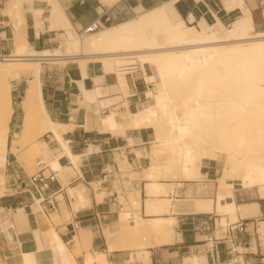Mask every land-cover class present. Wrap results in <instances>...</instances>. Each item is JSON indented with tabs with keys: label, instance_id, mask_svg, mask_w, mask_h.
I'll return each mask as SVG.
<instances>
[{
	"label": "bare ground",
	"instance_id": "1",
	"mask_svg": "<svg viewBox=\"0 0 264 264\" xmlns=\"http://www.w3.org/2000/svg\"><path fill=\"white\" fill-rule=\"evenodd\" d=\"M99 1L110 9L124 0ZM176 1L157 3L89 35L76 31L60 0L8 1L1 12L13 19L14 38L11 41L15 54L0 58L1 184L6 180L2 161L9 152L28 164L33 155H42L59 171V178L71 171L60 165V154L54 156V150L48 145L59 142L72 163L78 160L63 137L69 129L67 124L53 122L48 116L42 98L41 73L44 64L65 65L77 60L84 74L88 62L98 61L103 64L105 73L114 74L120 84L122 77L129 80L140 70L146 82L156 85L151 100L143 103L132 117L134 128L153 129V154H167L163 164L152 163L145 177L151 182L162 178L199 180L203 178L201 168L205 162H217L221 166L218 212L230 216L232 221L237 220L239 213L248 216V206L238 207L226 200L233 196L234 187L227 180L240 181L243 188L256 187L264 197V31L258 30L246 0H223L228 11L238 8L242 12L229 25L216 13L213 24L202 19L196 25L193 17L188 22L173 21L170 4ZM262 2L264 16V0ZM28 4L32 6L30 10L26 9ZM46 10L51 15L49 28L63 29L66 35L56 47L36 51L28 40L26 14L29 12L38 35L45 30ZM24 73L32 78L26 81L21 101L25 113L23 128L13 133L8 148L9 125L14 112L12 92L22 82ZM161 93L163 102L160 101ZM125 98L130 101V96ZM153 108L158 112H153ZM103 124L109 128L107 118H103ZM36 131L53 134L52 141L44 140L45 134L42 140L36 141ZM124 162L127 163L126 157ZM4 192L2 187L0 196ZM78 194L84 198L82 192ZM148 194L156 197L147 200L148 214L170 212L172 201L164 196L167 194L165 186L149 184ZM161 195L163 197L159 198ZM131 197L129 207H137L140 212L141 201ZM33 204L39 232L45 229L49 233V246L27 248L18 238L15 226L11 225L0 232V241L3 244L7 240L14 242L21 251L7 258L6 264H79L76 254L82 246L91 247V237L74 232L77 250L72 252L50 227V217L39 203ZM62 213L70 219L66 205L62 206ZM55 214L60 218L58 212L51 216ZM140 214L135 223L123 228V235L133 238L134 247L143 249L145 234H155L162 240L170 236L173 219L147 222ZM226 224L223 220L224 228ZM260 231L263 235L264 227ZM239 260L242 261V256ZM96 261L108 264L105 255L87 254L86 264Z\"/></svg>",
	"mask_w": 264,
	"mask_h": 264
},
{
	"label": "crops",
	"instance_id": "2",
	"mask_svg": "<svg viewBox=\"0 0 264 264\" xmlns=\"http://www.w3.org/2000/svg\"><path fill=\"white\" fill-rule=\"evenodd\" d=\"M8 1L0 0V54L12 56L15 54L13 49L15 47L11 41L14 38L12 37L14 24L10 17L1 12ZM148 1L151 3L144 5V0H124L115 7L127 10L128 14L132 15L157 3L171 0ZM60 2L72 26L79 33L85 25L109 9L99 0H60ZM246 2L251 7L258 30L264 31L262 0H246ZM223 3V0H178L170 4V15L173 21L188 22L193 17L194 24L199 25L202 19L213 24L216 13L224 24L229 25L242 12L238 8L228 11ZM50 16L49 11L46 10L45 30L38 36L29 12L26 14L28 40L36 51L56 47L66 35L63 29L49 28ZM82 70L79 62L72 60L65 65L44 64L41 73L42 98L48 116L53 122L67 124L69 129L63 137L71 154L78 157L74 164L66 156L67 152L64 155L66 149L63 147V150L59 142L48 143L54 150V156L60 154V165L71 169L67 175L64 173L65 181L61 176L59 181L69 182L75 174L74 168L82 176L81 180L59 193L63 199L55 212H58L62 219V206L66 205L70 219L61 220L62 222L57 225L52 222L57 234L74 253H76L74 232L79 235L83 232L91 237V247L87 252L83 251V256L77 257L78 263L86 264V256L91 253L93 256L105 255L108 264H227L232 258L228 244L215 243L213 250L207 247L210 246L209 243L207 246L205 244L209 238L222 237L226 229L223 220H226L228 225L244 219L247 223V232L237 233L238 250L242 252V261L239 260V264H264V234L262 235L260 231L261 227H264V197L261 196L259 189L243 188L240 181L227 180L234 187L233 196H228L226 200L235 203L238 207L248 206V216L239 213L237 220L232 221L230 216L218 212L220 188L218 179L221 170L217 162H205L201 168L203 178L199 180L162 178L158 179V182H151L145 177L150 167L141 169L142 166L149 164L147 158H141L142 151L147 152L152 163L157 159L160 164L164 163L167 154L159 153L158 156L153 154L155 144L153 129L134 128L132 117L143 103L151 100L154 92L148 99L150 88L145 80H142L143 76H137L140 70L129 80L122 77L121 84L117 82L114 74L105 73L103 64L98 61L88 62L85 76ZM51 72L55 73V78L50 80L48 75ZM31 78L30 74H23V81ZM125 96H130V101L127 102ZM22 98L23 96H17V90L13 91L14 112L9 125L8 148L11 146L13 133L20 132L23 128L22 117L25 113L21 106ZM153 112H158V109L153 108ZM103 118L108 119L109 128L104 126ZM160 155H166L162 162L159 159ZM125 157L127 163L124 162ZM2 162L5 168V173L3 170L2 173L6 180L0 183V190L4 187L5 191L0 196V232L14 225L18 238L26 243L27 248L48 247L50 236L45 229L39 232L37 218L34 215L35 204H31L28 194L20 191L22 189L20 179L26 180L27 176L31 175L30 172L11 152ZM52 169L56 170L53 167ZM106 169L111 170V176L107 182L100 184L99 181ZM56 171L59 173L58 170ZM152 183L165 186L167 194L164 196L172 201L169 213H147V200L156 199L155 195L148 194V185ZM81 185L87 188L85 200H82L78 193L75 192V196H71L69 192L79 190ZM52 189L57 191L59 185L54 183ZM129 194L141 201V209L137 214L141 213L145 221L173 219L168 238L162 240L156 238L155 234H145L143 240L145 246L141 249L133 246V238L123 235V228L128 224L126 222L128 209L125 210V204L119 199L123 197L126 204L131 205ZM162 197L163 195L159 198ZM52 213L47 215L51 216ZM210 214L213 215L215 223L210 221L212 230L204 231L202 225ZM117 225L120 226L117 235L108 239L107 236L115 231L112 229ZM251 225L258 227L256 233L251 231ZM20 251L21 247L16 243L7 240L3 244L0 241V264H6L7 258L19 255ZM135 251L139 261L136 260ZM146 254L149 256V262L146 260ZM94 264L99 262L96 261Z\"/></svg>",
	"mask_w": 264,
	"mask_h": 264
},
{
	"label": "built area",
	"instance_id": "3",
	"mask_svg": "<svg viewBox=\"0 0 264 264\" xmlns=\"http://www.w3.org/2000/svg\"><path fill=\"white\" fill-rule=\"evenodd\" d=\"M132 15L128 14L127 10L118 9L117 7L108 9L100 17L85 25L80 34H92L94 32L100 31L107 26L129 18ZM7 56L8 55L0 54V58H6ZM51 73L50 75H48V78L50 80L55 78V73ZM52 135L53 134L47 133L44 135L43 139L47 142H51ZM35 167V172L27 176L26 180L20 179V183L22 185V189L20 191L29 195L31 204L38 202L42 210L46 214L55 212L59 206V202L63 199V197H60L61 195L59 193L65 188L81 180L82 176L78 174V172H76V169L74 168L75 174L74 176H72L71 180L67 183H61L59 181V173L56 170L52 169L51 164L47 160L43 158L38 159ZM111 173V170H104L102 178L99 181L100 184H102L103 182H107L108 178L111 176ZM54 183H57L59 185V189L57 191H54L52 189V185ZM136 212V210L128 211L127 214L130 223H135L137 215ZM210 221L215 223V219L213 218L212 214L209 215L206 222L202 225V229L204 231L212 230ZM241 232H247V223L244 219L229 223L224 230V235L222 237L209 238L205 245L207 246L209 243L210 246L207 247L213 250L215 243L217 244L218 242H225L226 244H228V251L232 255V258L227 262V264H239V256H241L242 253L238 250L239 243L237 233Z\"/></svg>",
	"mask_w": 264,
	"mask_h": 264
},
{
	"label": "rangeland",
	"instance_id": "4",
	"mask_svg": "<svg viewBox=\"0 0 264 264\" xmlns=\"http://www.w3.org/2000/svg\"><path fill=\"white\" fill-rule=\"evenodd\" d=\"M149 1L148 0H144V5H146V3H148ZM149 3H151V2H149ZM262 4V3H261ZM263 5V4H262ZM31 4H28L27 5V8L26 9H28V10H30L31 9ZM127 19V18H126ZM12 21H13V19H12ZM131 72V71H130ZM148 72H149V70H148ZM137 76L139 77V76H143L142 75V72L141 71H139L138 73H137ZM142 80H144V79H142ZM144 82V81H143ZM146 82V81H145ZM12 83L13 84H18V81H12ZM146 84L147 85H149V88H150V90L148 91V99L151 97V95H152V93L154 92V88L156 87V85L154 84V83H148V82H146ZM158 88H159V86H157ZM25 88H26V81H23L22 80V82L17 86V88L16 89H14V90H17V96H23L24 95V91H25ZM12 94H13V92H12ZM160 101L161 102H163L164 101V98H163V96H162V93H161V95H160ZM37 132V136H36V134H35V136H36V141H40V140H42V136L46 133V132H42V133H40L41 131H36ZM39 135V136H38ZM150 146L151 145H149L148 147L150 148ZM148 148V149H149ZM142 156H141V158H147V161H148V165L147 166H142V168L141 169H144V168H148V167H150V165H151V163H152V161H151V158L147 155V152L145 151V150H143L142 151ZM122 156H124V154H122ZM165 157H166V155H160V157H159V159H160V161L162 162L164 159H165ZM40 158H43V156L42 155H40V154H35V155H33L32 157H31V163H26V162H24V161H21V160H19V162H21V164L25 167V169L28 171V172H30V174H32V173H34L35 172V170H36V167H35V164H36V162H37V160L38 159H40ZM48 161V160H47ZM158 160L157 159H155V162H157ZM158 163V162H157ZM219 168H220V170H221V166H219V165H217ZM2 168H3V171H4V173H5V168H4V165H3V162H2ZM123 169V168H122ZM141 169H139V170H141ZM71 172V171H70ZM221 172V171H220ZM136 180H138L139 181V179H135V181ZM178 180H181V179H178ZM124 181V180H123ZM134 181V180H133ZM237 182V181H236ZM127 189H129V188H127ZM70 192V194H71V196H75V192L76 193H81L82 192V194L84 195V198H81L82 200H85V193L87 192V188L84 186V185H81L80 186V189L79 190H74V191H72V190H70L69 191ZM129 196V199H132L133 197H131L130 196V194L128 195ZM119 201L121 202V203H124L125 204V210H127L128 209V211H131V210H136L137 211V207H132V208H130L129 207V205L128 204H126V202H125V199L123 198V197H121L120 199H119ZM129 201H131V200H129ZM132 202V201H131ZM130 209V210H129ZM122 213V212H121ZM136 213H139V211H137ZM62 216H63V218L61 219V218H58L57 217V214H55V215H52V216H49L50 217V219H49V225H50V227L53 229V231L54 232H56V228L54 227V225L52 224V222L54 223V224H60L62 221L61 220H64V221H68L69 219L68 218H65L64 217V215H63V213H62ZM136 219H138V215H136ZM52 220V221H51ZM126 222L127 223H130L129 222V220H128V217H127V219H126ZM258 228V227H257ZM255 226H253V225H251V231H253L254 233H256L255 232V229H257ZM118 229H120V226H115L114 227V229H112L114 232L112 233V234H109L108 236H107V238L109 239L111 236H116L117 235V233H118ZM57 233V232H56ZM224 234H222L221 236H223ZM75 238V237H74ZM261 242L263 243V240H261ZM263 245H264V243H263ZM68 246V245H67ZM69 247V246H68ZM70 248V247H69ZM75 248H76V250H77V241H76V238H75ZM87 250H88V248L86 247V246H82L81 247V249L79 250V253H77L76 255H77V257L78 256H83V251H86L87 252ZM92 251V250H91ZM134 253H136V260H138L139 261V258H138V254H137V251H135ZM27 264H30L29 262H26ZM32 264H37L36 262H32Z\"/></svg>",
	"mask_w": 264,
	"mask_h": 264
}]
</instances>
